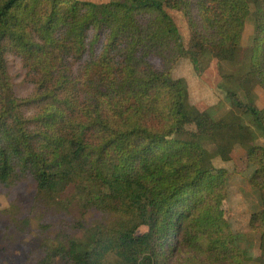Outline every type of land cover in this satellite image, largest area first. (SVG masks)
<instances>
[{
  "label": "trees",
  "instance_id": "16d2710c",
  "mask_svg": "<svg viewBox=\"0 0 264 264\" xmlns=\"http://www.w3.org/2000/svg\"><path fill=\"white\" fill-rule=\"evenodd\" d=\"M172 10L186 17L188 46ZM250 17L245 69L224 75L231 110L198 111L173 69L184 57L199 71L204 57L237 63ZM8 54L35 85L29 97L14 92ZM257 86L264 0H0V191L13 198L33 188L29 213L17 198L8 211L17 233L35 235L24 264H243L224 206L227 177L209 174L201 137L219 143L224 133L222 154L245 148L258 168L251 182L264 190ZM179 108L196 130L169 136ZM250 225L263 240L264 210Z\"/></svg>",
  "mask_w": 264,
  "mask_h": 264
},
{
  "label": "rangeland",
  "instance_id": "374dc122",
  "mask_svg": "<svg viewBox=\"0 0 264 264\" xmlns=\"http://www.w3.org/2000/svg\"><path fill=\"white\" fill-rule=\"evenodd\" d=\"M96 3L107 2L110 0H86ZM175 22L178 25L182 41L186 46L189 45L190 33L186 17L181 11H171ZM255 32L253 17L246 23L242 38V49L240 57L235 64H231L220 59L202 58L197 70L196 65L189 57L181 58L173 69L175 78H185L189 84L190 102L198 111H204L214 107L218 117L225 116L231 110V106L226 99L225 78L228 73H238L245 69L243 56L251 47ZM8 70L13 83L16 96L20 99L29 97L35 91V85L26 79V69L23 68L19 57L8 54ZM255 102L259 108H264V89L257 86L254 90ZM31 108H26L27 114L32 113ZM177 129L186 130L193 133L196 125L190 115L179 108V121L175 128L169 132L173 136ZM220 142H216L213 136L204 135L201 137L202 152L205 156L212 158L214 168L209 174L220 176L225 172L228 182V198L224 203L227 215L230 219L232 229L241 235V245L243 247V264H260L264 251V239L259 232L252 230L250 220L252 214L264 210V190L253 186L251 179L258 169L248 161L247 150L235 144L228 148L222 147L228 153L222 154L221 145H226L224 133L219 134ZM225 138V139H224ZM256 144L264 146V138L259 137ZM229 155V159L224 156ZM264 168V165H263ZM13 198L19 199L17 210L24 216L29 213L33 203V188L24 185L19 194L13 193ZM7 194L0 191V264H24L27 259L28 248L34 242V234L24 235L17 233L11 225L8 216L12 204L15 203ZM42 212L36 211L31 216L32 229H36L41 220ZM137 233L147 230L146 226H137ZM35 230H32V232Z\"/></svg>",
  "mask_w": 264,
  "mask_h": 264
}]
</instances>
